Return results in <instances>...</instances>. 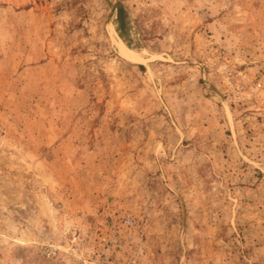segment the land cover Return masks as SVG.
I'll return each instance as SVG.
<instances>
[{
  "label": "rangeland",
  "instance_id": "rangeland-1",
  "mask_svg": "<svg viewBox=\"0 0 264 264\" xmlns=\"http://www.w3.org/2000/svg\"><path fill=\"white\" fill-rule=\"evenodd\" d=\"M0 264H264V0H0Z\"/></svg>",
  "mask_w": 264,
  "mask_h": 264
},
{
  "label": "trees",
  "instance_id": "trees-1",
  "mask_svg": "<svg viewBox=\"0 0 264 264\" xmlns=\"http://www.w3.org/2000/svg\"><path fill=\"white\" fill-rule=\"evenodd\" d=\"M118 19L120 23V27L122 30L125 29V15L123 14V11L119 10L118 12Z\"/></svg>",
  "mask_w": 264,
  "mask_h": 264
}]
</instances>
